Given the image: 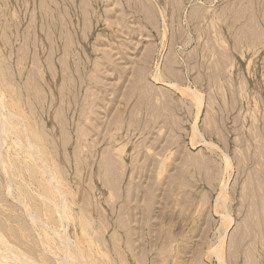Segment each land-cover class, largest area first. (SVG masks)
I'll return each instance as SVG.
<instances>
[{"label":"rangeland","instance_id":"rangeland-1","mask_svg":"<svg viewBox=\"0 0 264 264\" xmlns=\"http://www.w3.org/2000/svg\"><path fill=\"white\" fill-rule=\"evenodd\" d=\"M0 261L264 264V0H0Z\"/></svg>","mask_w":264,"mask_h":264},{"label":"bare ground","instance_id":"bare-ground-1","mask_svg":"<svg viewBox=\"0 0 264 264\" xmlns=\"http://www.w3.org/2000/svg\"><path fill=\"white\" fill-rule=\"evenodd\" d=\"M199 100V99H198ZM201 102V101H200ZM23 261V260H22ZM1 262V261H0ZM21 262V261H20ZM17 263V262H16Z\"/></svg>","mask_w":264,"mask_h":264}]
</instances>
